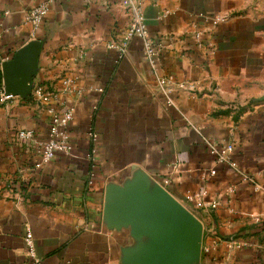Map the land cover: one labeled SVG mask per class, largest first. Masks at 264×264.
Listing matches in <instances>:
<instances>
[{
  "label": "crops",
  "instance_id": "1",
  "mask_svg": "<svg viewBox=\"0 0 264 264\" xmlns=\"http://www.w3.org/2000/svg\"><path fill=\"white\" fill-rule=\"evenodd\" d=\"M38 2L0 0V90L3 64L39 43L34 84L75 109L73 156L57 155L34 170V147L17 132L46 139L50 115L31 95L0 103V264H31L27 228L42 264L153 259L160 240L137 236L110 215L115 196L137 183L150 198L165 191L202 223L201 253L187 264H264V221L254 219L264 215V0L144 1L150 38L161 51L157 74L184 85L173 88L174 107L140 39L120 55L129 18L119 0H57L34 32L26 14ZM66 77L75 80L68 93ZM202 137L233 143V160L260 188L228 165L206 179L214 159ZM199 193L220 206L200 210L186 202ZM238 241L247 246L236 250ZM214 244V261H203L204 248Z\"/></svg>",
  "mask_w": 264,
  "mask_h": 264
},
{
  "label": "built area",
  "instance_id": "2",
  "mask_svg": "<svg viewBox=\"0 0 264 264\" xmlns=\"http://www.w3.org/2000/svg\"><path fill=\"white\" fill-rule=\"evenodd\" d=\"M56 1L57 0H39L38 4L26 14V23L32 27L34 32L40 28L41 24L49 14ZM119 1L123 4L126 14L129 18L127 28L123 35V40L118 46L120 55L123 56L125 54L130 42L133 39H140L144 45V54L156 75L158 86L162 94L167 99L168 104L174 107L175 105L171 98L174 92L173 88L174 86H176V88H184V85L173 83L170 78L160 77L157 74L156 66L157 61L160 58L161 51L158 49L159 46L155 44L154 40H152L149 35L146 18L142 9V5L145 0ZM200 37V34H196L197 39L201 40ZM62 84L63 92L68 93L71 89H73L75 80L70 77H66L63 79ZM98 91L102 93L103 89H99ZM31 96L35 104L43 107L51 117L48 137L44 140H39L36 137L35 132L32 130H20L17 132V136L19 140L27 142L34 147L37 157L34 170H40L47 163L51 162L57 155H64L67 157L73 156L70 125L74 120L75 109L73 107L61 104L59 94L49 91L41 84L33 85ZM14 98V96L6 94L4 87L0 90V103L8 104L12 102ZM229 109L232 111V113H235L239 110V106L235 104L230 106ZM90 138L95 141L96 135L92 133L90 134ZM202 138L214 159V167L209 170L206 179H210L217 175L216 167L228 165L236 172L243 182L254 184L257 190L260 188L259 185H256L255 180L244 174L237 166V163L233 160V154L235 151V145L233 143L221 145L205 137ZM89 158L94 159L93 155H91ZM234 192L235 188L230 186L228 188V193L231 194ZM204 194L205 193L188 195L185 198L186 202L189 204H194L196 209L210 211L216 210L220 206V201L213 200L211 202H205L203 198ZM254 219L255 223L258 226H261L264 221V215L256 216ZM23 240L26 245L27 256L31 260V264H42V260L38 258L36 254L34 238L29 228L25 230ZM246 246L247 243L244 241H238L234 243V248L236 250H240ZM216 247L217 244H214L212 250L210 247H205L204 254L211 255V253L216 250Z\"/></svg>",
  "mask_w": 264,
  "mask_h": 264
},
{
  "label": "water",
  "instance_id": "3",
  "mask_svg": "<svg viewBox=\"0 0 264 264\" xmlns=\"http://www.w3.org/2000/svg\"><path fill=\"white\" fill-rule=\"evenodd\" d=\"M42 47L32 42L19 50L2 66L7 95L26 98L31 95ZM144 184L137 183L125 195L118 194L110 209L115 225L131 227L137 236L160 240L153 259L133 257L132 264H187L201 253L202 223L168 193L155 198L143 194Z\"/></svg>",
  "mask_w": 264,
  "mask_h": 264
},
{
  "label": "trees",
  "instance_id": "4",
  "mask_svg": "<svg viewBox=\"0 0 264 264\" xmlns=\"http://www.w3.org/2000/svg\"><path fill=\"white\" fill-rule=\"evenodd\" d=\"M203 261L213 262V258L209 254H204Z\"/></svg>",
  "mask_w": 264,
  "mask_h": 264
}]
</instances>
